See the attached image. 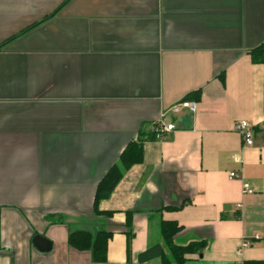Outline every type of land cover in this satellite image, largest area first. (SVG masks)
<instances>
[{
	"label": "crops",
	"instance_id": "crops-1",
	"mask_svg": "<svg viewBox=\"0 0 264 264\" xmlns=\"http://www.w3.org/2000/svg\"><path fill=\"white\" fill-rule=\"evenodd\" d=\"M7 41L0 264H97L69 246L75 231L113 233L104 264H161L139 256L164 245L163 221L183 227L176 245L206 242L186 264H237L243 240L244 261H264V64L250 56L264 44V0H0ZM186 99L197 112L165 116L177 129L145 143L99 205L112 215H97L98 184L127 146Z\"/></svg>",
	"mask_w": 264,
	"mask_h": 264
},
{
	"label": "trees",
	"instance_id": "trees-1",
	"mask_svg": "<svg viewBox=\"0 0 264 264\" xmlns=\"http://www.w3.org/2000/svg\"><path fill=\"white\" fill-rule=\"evenodd\" d=\"M28 30L24 31L23 33L27 32ZM7 43L8 41L2 44L0 49L3 48ZM250 56L254 64H264V44L252 50L250 52ZM183 101L189 100L186 99ZM156 140L157 138L155 132L142 129L138 133V139L134 142H131L127 146L120 156L118 163H116L108 171L102 181L98 184L94 200V212L97 215H112L111 213L101 212L99 210L100 203L110 198L118 184L124 178L125 174L133 166L143 163V149L145 143ZM182 231L183 227L177 222L163 221L161 224V233L164 240V245L156 244L147 249L139 256V262L146 263L152 260H160L161 264H186L188 261L187 257L202 252L206 247V242H191L186 246L176 245L174 239ZM128 236L129 239H131L132 233L129 232ZM112 237L113 233L109 231H100L96 234H92L88 231H75L69 234L68 244L75 250L81 252L89 251L92 254L93 262L97 264H104L108 261V246ZM166 249L170 256H168ZM245 264H264V261L245 262Z\"/></svg>",
	"mask_w": 264,
	"mask_h": 264
},
{
	"label": "built area",
	"instance_id": "built-area-1",
	"mask_svg": "<svg viewBox=\"0 0 264 264\" xmlns=\"http://www.w3.org/2000/svg\"><path fill=\"white\" fill-rule=\"evenodd\" d=\"M198 109V104L192 101H181L173 105L167 113L164 114V119L155 123L151 126L150 131L155 132L156 138L162 139L165 134L174 132L177 127L174 123H168L165 120V116L169 113L172 115H179L182 111H188L190 113H196ZM236 131L242 136L246 147H251L253 145L254 130L253 127L246 121H241L236 125ZM238 155L234 156L236 162H241V159ZM230 179H238L239 175L236 172L230 173ZM255 190L249 185L244 184L243 193L244 194H253ZM253 243L249 240H243L239 248L237 249L236 255L238 258L237 264H245L243 259L244 251L251 248Z\"/></svg>",
	"mask_w": 264,
	"mask_h": 264
},
{
	"label": "water",
	"instance_id": "water-1",
	"mask_svg": "<svg viewBox=\"0 0 264 264\" xmlns=\"http://www.w3.org/2000/svg\"><path fill=\"white\" fill-rule=\"evenodd\" d=\"M34 245L38 248V250L42 252H49L52 248L51 243L44 237L36 236L34 238Z\"/></svg>",
	"mask_w": 264,
	"mask_h": 264
}]
</instances>
